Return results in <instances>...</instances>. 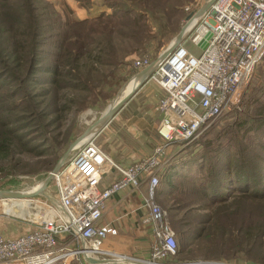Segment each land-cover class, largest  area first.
I'll return each instance as SVG.
<instances>
[{
  "label": "trees",
  "instance_id": "trees-1",
  "mask_svg": "<svg viewBox=\"0 0 264 264\" xmlns=\"http://www.w3.org/2000/svg\"><path fill=\"white\" fill-rule=\"evenodd\" d=\"M186 2L102 0L109 12L78 18L52 0H0V174L50 171L76 137L77 115L102 110L130 60L177 35ZM260 62L230 120L173 144L181 150L159 173L155 200L178 262L264 264V55Z\"/></svg>",
  "mask_w": 264,
  "mask_h": 264
},
{
  "label": "built area",
  "instance_id": "built-area-1",
  "mask_svg": "<svg viewBox=\"0 0 264 264\" xmlns=\"http://www.w3.org/2000/svg\"><path fill=\"white\" fill-rule=\"evenodd\" d=\"M209 1L183 7V33L170 52L154 60L149 56L133 60L137 70L149 69L147 78L164 90L156 126L162 143L146 158L119 165L89 141L55 175L57 203L47 207L31 228L13 236L0 232V264H71L82 258L94 259L91 264H236L167 261L176 255L175 234L154 198L168 146L193 141L236 105L264 55V0H214L206 8ZM111 172L115 174L109 184L101 186ZM145 182L141 224L151 234L147 258L104 250L106 237L117 233L102 222L108 200Z\"/></svg>",
  "mask_w": 264,
  "mask_h": 264
},
{
  "label": "rangeland",
  "instance_id": "rangeland-1",
  "mask_svg": "<svg viewBox=\"0 0 264 264\" xmlns=\"http://www.w3.org/2000/svg\"><path fill=\"white\" fill-rule=\"evenodd\" d=\"M58 10L63 11L66 6L73 12L74 16L78 18L92 17L99 14L101 11L106 10L109 12L108 8L102 6V0H52ZM196 0H187L185 5L195 3ZM186 17V13L183 10ZM184 17V18H185ZM184 20V19H183ZM182 20V23H183ZM182 25V24H181ZM181 29V28H180ZM173 36L169 42L160 47V49L153 54H148L149 57L154 60L162 52L169 47V43L174 39ZM188 48H191V45H187ZM154 49H150L153 52ZM146 55V56H148ZM135 57V56H134ZM133 57V59H134ZM136 58V57H135ZM130 60V66L132 71L129 74V77L122 81L119 84L118 90L114 93L113 98L107 102L106 106L102 110L96 109H86L79 113L76 117V127L74 132L76 133L75 139L71 144L66 148L63 155L67 152V155L64 158V162L73 156L75 153L79 152L85 144L89 141H92L97 145L104 153H106L114 162L119 165H127L133 161L146 158L151 153L154 152L155 148L162 143L161 138L157 134L156 128L153 125L157 124L159 119V111L157 108V101L162 94V90L154 79L146 78L142 84L137 88L132 97L127 101V103L109 120L105 121L100 126L94 127L91 129V126L95 124L100 117L105 113L110 105H112L120 97L121 93L124 91L132 81H134V76L139 72L134 66L132 60ZM259 62L255 69L254 73L249 81V83L256 77L257 68L260 66ZM248 83V84H249ZM248 87V86H247ZM244 94V93H243ZM243 97V95H242ZM241 97V99H242ZM240 99V101H241ZM240 101L231 107V109L225 111L217 118H215L205 129L210 128L211 126H218L226 121L230 120L231 112L235 106H237ZM147 119L143 121L142 118ZM139 121L142 126L136 127V130L130 129L132 125ZM91 131V136L84 144H81L79 147H76V143L82 139L86 134ZM134 134H138L137 136ZM181 147V146H180ZM177 145H170L163 154V160L168 162L175 154L181 150ZM62 155V156H63ZM60 157V159L62 158ZM59 160L56 162V164ZM63 162V166L65 163ZM7 164L6 162H4ZM55 164V165H56ZM166 164V163H165ZM54 165V167H55ZM60 166L55 172L54 176L43 188H40L39 191L35 192L32 196L24 198H2L0 197V232L4 235L13 236L18 233L25 231L32 226H34L44 215L47 207L53 206L57 203V178L56 174L62 170L63 166ZM8 165H6L7 167ZM54 167L48 171L46 174H11L4 176L0 174V191H29L36 190L40 187L41 182L46 178V176L53 171ZM108 178L102 180V184ZM155 198V195H154ZM156 201V200H155ZM157 203V202H156ZM158 204V203H157ZM159 205V204H158ZM160 206V205H159ZM161 207V206H160ZM164 210V209H163ZM167 213V212H166ZM167 213V219L168 218ZM170 223V221H169ZM171 225V223H170ZM172 227V226H171ZM173 229V228H172ZM131 250H120L116 253L118 255L124 256H133L128 255ZM131 254V253H130ZM80 260H83L80 259ZM167 261L178 262L174 257L170 258ZM195 261H215V260H205L201 256L192 261H179V262H195ZM80 262V261H79ZM130 263V260L128 261ZM86 264H91L87 263Z\"/></svg>",
  "mask_w": 264,
  "mask_h": 264
},
{
  "label": "crops",
  "instance_id": "crops-1",
  "mask_svg": "<svg viewBox=\"0 0 264 264\" xmlns=\"http://www.w3.org/2000/svg\"><path fill=\"white\" fill-rule=\"evenodd\" d=\"M161 90L162 94L159 99L164 95V90L162 88ZM159 99L157 101V108L159 111L157 124L161 119V110L158 104ZM142 120L146 121L147 119L143 117ZM157 124H154L153 127L156 128ZM140 126H142V124L136 121L130 129L136 130V127ZM135 135L137 136L138 134H134V136ZM114 174L113 172L109 173L108 180L103 184L101 182V186L104 187L108 185ZM147 188V182H145L137 190L120 191L108 200L107 207L103 213L102 222L114 226L117 229V233L106 237L102 245L104 250L112 252L131 250V254L129 253L128 255L133 254L139 258H147L151 234L148 226L141 224V217L146 212V208L143 204L147 194Z\"/></svg>",
  "mask_w": 264,
  "mask_h": 264
},
{
  "label": "water",
  "instance_id": "water-1",
  "mask_svg": "<svg viewBox=\"0 0 264 264\" xmlns=\"http://www.w3.org/2000/svg\"><path fill=\"white\" fill-rule=\"evenodd\" d=\"M214 0H210L207 4H206V8L213 2ZM183 33V27H181V29L179 30V32L177 33V35L174 37V39L169 43V47L166 48V50L164 52H162V55H166L168 52H170V50L180 41L181 36ZM149 69H142L140 70L135 76V79H139V83L138 85L127 95H125L115 106H113L110 110H105L108 111L107 112V116L106 119L103 120L102 116L100 117V119L91 126V129H93L94 127L100 126L101 124H103L105 121L109 120L111 117H113L119 110L120 108L131 98V96L135 93V91L137 90V88L142 84V82L144 81V79L147 78ZM68 152V151H67ZM67 152L62 156L61 159H59V162L55 165L54 169L52 172H50L46 178L41 182V188L45 187L47 185V183L51 180V178L54 176L55 172L58 170V168H60V166L63 164L64 162V158L67 155ZM36 192V191H35ZM35 192L33 193H25V191H15V190H8V191H0V197L2 198H24V197H28V196H32ZM86 261L89 263H94L95 260L92 258H86ZM188 263V262H187Z\"/></svg>",
  "mask_w": 264,
  "mask_h": 264
},
{
  "label": "bare ground",
  "instance_id": "bare-ground-1",
  "mask_svg": "<svg viewBox=\"0 0 264 264\" xmlns=\"http://www.w3.org/2000/svg\"><path fill=\"white\" fill-rule=\"evenodd\" d=\"M139 83V79H134V81H132L127 87H125L124 91L121 93L120 97L116 100V102H114L112 105H110V107L108 108V110H110L113 106H115L125 95H127L128 93H130ZM107 112L108 111H105L106 114H103L102 116V119L105 120L106 119V116H107ZM91 131L86 134L82 139H80L77 143H76V147H79L81 144H84L88 139L89 137L91 136ZM41 188V185L40 187H38V189L32 191V190H29V191H25V193H33V192H37L39 191ZM44 188V187H43Z\"/></svg>",
  "mask_w": 264,
  "mask_h": 264
}]
</instances>
